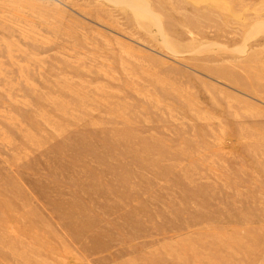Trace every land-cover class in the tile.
Listing matches in <instances>:
<instances>
[{"label":"rangeland","instance_id":"obj_1","mask_svg":"<svg viewBox=\"0 0 264 264\" xmlns=\"http://www.w3.org/2000/svg\"><path fill=\"white\" fill-rule=\"evenodd\" d=\"M0 264H264V0H0Z\"/></svg>","mask_w":264,"mask_h":264}]
</instances>
